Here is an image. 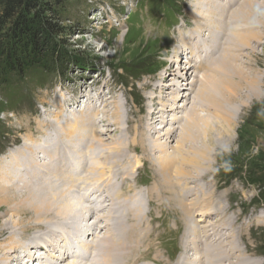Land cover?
I'll return each mask as SVG.
<instances>
[{"label":"rangeland","instance_id":"rangeland-1","mask_svg":"<svg viewBox=\"0 0 264 264\" xmlns=\"http://www.w3.org/2000/svg\"><path fill=\"white\" fill-rule=\"evenodd\" d=\"M62 1V4L57 8L58 15L55 17L54 22L59 21L58 23L63 29L58 36L57 46L60 56L63 59L67 57V60H63L64 62H60L58 66L49 65L51 68L49 67L48 70L40 68L28 70L22 77L17 75L3 76L0 70V159L5 157L9 150L22 145L25 136L31 133L28 130L29 127L31 130L37 131L36 126L39 122H51L55 118L53 113L55 111L77 115L82 121H86L90 119V113L93 112L88 110V114L83 115L84 110L86 111L89 107V109L95 110L98 122L105 120L103 113L108 111L107 113L110 115L109 127L106 128L103 125L105 121H103V124L99 125L97 123L94 125L92 130L88 128L92 134L96 133L97 130L99 131L105 144H110L105 148L106 153H109V155L113 153L112 156L116 153L114 149L117 145L114 144L120 143L117 139L121 135H125L124 132H119L118 126L115 125L114 119L116 116L114 112L117 111L116 107L120 110L122 121L126 122L128 118L134 121L132 126L137 131L133 132L134 134L131 133V140H134V137L135 139L138 138V142L143 140L139 136V134H143L138 129L139 122L141 120L145 121L144 118L150 110V105L154 109L153 111L156 112L155 115L160 109H155L157 106L154 107V105L156 104L149 100L151 94H154L152 86L155 83V77L161 71L163 72L167 64L166 60L170 58L171 52L176 46L175 42L179 34L175 31H178V26H184L182 30L185 32L195 29L196 26L193 25L191 16L194 14L193 5L199 0ZM212 1L217 6L218 2L216 0ZM245 1L247 0H228L225 4L227 7L220 6V8L229 11L231 15ZM248 1L256 3L255 5L248 4L246 9L248 10L251 7L257 13V15L250 14L253 21L250 24L255 26L259 24L260 33L262 34L263 31V41L261 40L262 44H258L256 40L254 42L253 39H250L251 47L247 49L243 46V51L235 53L239 59L233 60V62L241 72H247V75L252 78V83L258 84L259 82L256 91L262 94L263 98H254L253 94H248L245 91L247 90L246 86H243L244 94L239 93L241 98L243 97L242 99L228 101L223 105L232 116L233 128L230 133L227 132V128L225 129L223 122L217 119L219 112H214L206 104L202 111L200 109L201 105L198 107V113L202 119L209 121L210 126L213 124L212 132L198 139V147L202 149V145H200L202 142L207 144L209 147L206 150H210L208 151V154L209 152L210 154L202 158L205 160L201 159L199 167H186L187 180L185 179V181L189 184L188 187H184V190L185 195H187L186 188L191 187V185H195V188H205L206 194H201L203 198L204 196H213V204L211 205L213 210L209 212V215H204L203 210H197L194 215H188L187 210L186 212L182 211L183 214H181V204H176V199H173L175 195L164 194L162 196V192L159 191L156 183L157 179H154L155 169L152 161H149V158L147 160L142 151L128 154L126 147H124L121 156L126 154L130 156L131 163L121 169L118 166L120 165L119 162L118 164H114L115 161L107 163L102 159L93 163L96 169L91 173L89 172L88 175L85 171L84 174L81 171L82 176L86 175L82 179H87L89 183L95 181V186L98 189L97 194L91 198L92 203L87 202L88 199L84 201L86 206L91 209V212L87 214V220L90 222L85 223L84 226L87 229L92 228L91 230L96 232L99 241L109 238L108 235L113 232L116 235L117 227H123V230L132 233V239H130V243H127L128 247L126 249L129 248L131 243V245H134L137 239H140V243L143 244L144 248L128 259L129 264H132L135 260L139 261L137 264H174L178 256L184 251L188 252L189 248L188 254L191 257L195 255L196 259L202 260L204 264H209L211 257L208 254H213L214 248L219 246L232 248L231 242L235 243L236 248H239L246 255L249 262L251 261L250 264H264V222H258V219H256L262 212L264 213V0ZM231 3L234 5L233 7ZM241 25L240 23L228 24L227 29L229 28V30L222 43L229 37L228 35L231 34L233 27L240 29ZM186 26L187 29H185ZM244 29L245 27L242 30ZM261 29L263 30L261 31ZM252 30L251 32L256 34L254 27ZM147 34L158 42L154 43L151 38L149 39L146 36ZM250 35L252 36L251 33ZM206 37L208 36L204 35L199 39L205 40ZM205 43L212 42L205 41ZM176 48L180 50V55L182 54L180 57L183 60L182 65L187 66L188 59L186 58L189 57L187 56V48L184 49L182 43L181 46ZM223 50L224 47H221L218 56L223 53ZM218 56L213 55L209 63L214 62ZM198 58V65L200 61L204 60L205 62L206 60L204 55L198 56ZM197 71L198 77L196 80H202L206 71L205 67ZM182 73V77L180 76L174 81L167 80L166 83L172 84V86H167L169 89H173L175 86H179L181 82L187 81L184 72ZM232 81L240 82L239 79L236 81L233 79ZM79 98H81V101L77 103L76 100ZM182 101L178 103V106L186 104L187 98ZM61 104H63L62 107H60ZM127 112H130L131 115H128ZM219 114L224 115V113ZM165 116L167 117L165 124L169 123L168 127L176 130V138L170 141L166 136L163 137L162 142H166L169 149L167 148L166 153L157 152L155 159L162 158L164 155L175 154L178 142L183 135L180 136L181 125L176 123L172 126V119L175 117L172 110L166 112ZM125 122L121 124L123 130L129 128ZM201 125L204 126L202 123ZM47 128L43 135L38 136L39 138L45 139V133L49 132L50 129L49 126ZM148 128L152 130L151 126ZM109 129L111 132H108ZM168 130L170 129L158 131V133L163 134ZM135 133H137V136ZM125 140H127V137ZM184 146L187 149L188 143H185ZM38 155L39 157L42 156L41 154ZM179 159L180 157H178V162ZM154 162L158 163L159 161ZM179 165L178 163L177 166ZM195 168L197 169L195 170ZM121 173H126L125 177L128 173V180L124 179V182H119L118 175ZM101 177L103 180L100 179ZM107 178H110V182ZM198 178L200 181H197ZM98 180H102V183L97 182ZM115 181H118L115 185L119 186L118 196L113 193V188H110L111 185L115 184ZM196 182H198V186ZM80 186H77L76 189ZM1 187H3V181L0 182ZM17 188H20V186H17ZM75 192L77 191L74 190L72 194L76 195ZM134 192L142 197V202L133 207H131L132 201L124 204L125 198L128 196V199L131 200L132 195L135 194ZM152 192L156 194L153 202L151 201L152 198L150 200L148 197ZM17 193L15 195H23L25 190L17 191ZM197 193L199 192L197 191ZM160 196L162 197L160 198ZM202 196L199 195L196 203L199 208L204 206L206 208V203L209 201L205 200L203 202ZM184 197L185 200L183 201L188 204L187 208L192 209L195 203V200H193V203L192 199L195 196L191 200L187 196ZM199 201L201 202L199 203ZM23 202L21 203L23 204ZM140 205L143 206L141 215L145 218L144 222L147 221V229L133 224L137 221V214L132 217L129 216ZM11 206L13 205L10 204ZM130 207L132 210H130ZM117 208L121 209L120 217L117 212L116 220H114L113 212ZM11 214L9 206L0 205V264L2 263L1 260L4 259H7L9 264H20L22 260L25 261L24 257L28 251H25L26 253L22 252L23 248L21 251H17L20 256L17 252L14 254L13 251H9L8 248L2 249L3 245L12 244L11 240L16 241L19 239H23L22 244L25 245L26 250L29 249L32 252L37 250V255L47 256L49 262H57L50 257L52 256L50 253H53L51 251L53 247H48V251H46L45 247L47 246L41 241L45 238L43 237L45 236L43 234L44 228L40 224L33 223L38 220L41 221V219L34 217L35 214L32 210L27 213L23 208L16 214L14 221L24 220V222L16 225V221L11 220ZM218 214L220 215L218 216ZM139 218L142 217L139 215ZM2 223L4 225H1ZM28 223L30 226L27 225ZM187 223L190 224L189 227H187ZM131 225H133L132 230L128 228ZM66 226H64V229L67 232L74 229V226L70 228L69 223ZM77 226L79 225L77 224ZM11 236L12 238H10ZM126 238L124 242H126ZM89 240L92 242L91 239ZM145 249L146 251H144ZM33 256L31 260V257H29V260L26 258L25 264H28V261L31 262L29 264H34L33 262L37 260L44 261V264L48 263V260H44L36 254ZM86 260L91 261L92 257L90 259L86 258ZM86 260L85 262H87ZM179 262H181V259H179ZM202 262L200 263L202 264Z\"/></svg>","mask_w":264,"mask_h":264},{"label":"bare ground","instance_id":"bare-ground-1","mask_svg":"<svg viewBox=\"0 0 264 264\" xmlns=\"http://www.w3.org/2000/svg\"><path fill=\"white\" fill-rule=\"evenodd\" d=\"M216 1L218 2L217 6L216 3L212 0H205V2L204 0H199L198 2H196L195 5H193L194 14H192L191 16L193 25L196 26L195 29L185 32L184 30H182L184 26L179 25L178 31H175L179 34L177 41L175 42L176 46L171 52L170 58L168 60L165 59L167 61V64L163 72L161 71V73H159L155 77V83L152 86L154 94H151V96L149 97V100H152V103L156 104L154 105V107L157 106L155 107V109H160L157 115H155L156 112L153 111L154 109L150 105V110L144 118L145 121L141 120L139 122L138 129L143 133L142 135L139 134V136L143 140L138 142V138L135 139V137L134 140H131V133L137 131L134 130L132 126V122L134 121L130 118H128L127 120V117L125 118L127 120L126 122L124 120L122 121L120 110L118 107H116L117 111L116 113L114 112V115L116 116L114 119L115 125L118 126V131L124 132L126 136L120 134L122 136H120L121 140L120 138L117 139L120 143L114 144L117 145V147L114 149V151H116L115 155L112 156L113 153H111L110 155L109 153H106L105 148L110 144H105L104 140H102L101 138L102 136L100 137L99 131L97 130V132L93 134L91 132L94 125H96L97 123L99 125L103 124V121H105V124L103 125L106 126V128L110 126L108 124L110 116L107 113L108 111L103 113V115L105 116V120H103L102 122L97 121V114L95 113V110H92L91 108L89 109V107L86 109V111L84 110L83 115H87L88 110H90V112H93L90 113V119L86 121H82L80 118H78L77 115L57 113L55 111L53 112L55 114V118L53 115L52 117L54 119L52 118L53 120L51 122H39V124L37 123V131L31 130V128L29 127L28 130L31 133L25 136L22 145L20 147H17L16 149L9 150L8 153H6L7 155L0 159V182L3 181V187L0 188V205L9 206L12 213V221H14L16 214L23 210V208H25L27 213L32 210L35 214L34 217L41 219V221L35 220L36 222H32L34 224H40V226L42 225L41 227L44 228L43 234H45V236L43 237L45 238H43L41 241L47 247H43H45L46 251H48V247H53V250H51L53 253H50L52 255L50 257L54 259V261H57L49 262L47 256L41 257V255H37V250H34V252L29 251V249L26 250V248H24L25 245L22 244L23 239H19L16 241L11 240L12 244H5L2 246V249L8 248L9 251H13L14 254L18 250L21 251L22 248L24 249L22 252L26 253L25 251H28L24 257L25 261L22 260V263L20 264H25L26 261L29 260V257H31V260L34 257V254H36V256L38 257L40 256L44 260H48V263L46 264H129L128 259L134 253L136 254V252H139L142 248H144L143 244L140 243V239H137L136 243L133 242L134 245H131V243V247L129 246V248L126 249V247H128L127 243H130V239H132V233L123 230V227L121 226L120 228L117 227L118 230H116V235L113 234V232L108 235L110 239L107 237L100 241L99 238L96 237V232L91 230L92 228L87 229V227L84 226L85 223L90 222H88L87 220V214L91 212V209L86 206L84 201L85 199H88L87 202L92 203L93 201H91V198H93L95 194H97L98 189L97 186H95V181L89 183L87 179H82L86 175L82 176L81 171H83V174L85 171L88 175L89 172L91 173L96 169L93 163L97 162L96 160L100 161L102 159L107 161V163H113L115 161L114 164H118L119 162L120 165L118 166H120V169L125 165H130V156H127V154L121 156L122 152L124 151V147H126L125 149H127L126 151L128 152V154H130V152L137 153L139 151H142L145 155V158H149V161H152L153 168L155 169L154 179H157L156 183L159 187V191L162 192L161 195H175V198L173 197V199H176V204H181V214H183L182 211L186 212L187 210L188 215H194L197 210H203L205 212L204 215L207 216L209 215V212L213 210L211 208V205L213 204V196H204V198L202 196L206 194L205 188H195V185H191V187L186 188V191H188L187 195H185L186 192L184 190V187H188L187 185L189 184V182L185 181L187 177V174H185L187 172L185 171L186 167H199L201 164V159L207 157L210 154V152L208 154V151L210 150H206L209 147L207 146V144H203L202 142L200 144L202 145V149L198 147V139H201L204 135L206 136L207 133L212 132L213 124L212 126H210L211 123H209V121L202 119V117L198 113V107L201 105L200 109L202 111L203 107L209 105L210 109H212L214 112L217 111L219 113H224V115H220L218 113L217 119L223 122L225 129L227 128V132L230 133L233 128L232 116L231 113L228 112V110L225 109L223 105H225L228 101L242 99L243 97L241 98V95H239V93L244 94L243 86H246L247 90L245 91L248 94H253L254 98H263V95L256 91L257 85L259 86V82L258 84H254V82L252 83V78L247 75V72H241L238 69L237 65L233 62V60L239 59L237 58L238 55L235 53H237L238 51H243L244 48L249 49V47H251V43H249L250 39H253L254 42L256 40L258 44H262L263 29H261V34L259 30V24L257 26H255L254 24V26L250 24L251 22H253L250 14L257 15V13L251 7L248 10L246 9L248 4L252 3V5H255L256 3L247 0L241 3L240 8L230 15L229 11L227 12L224 8H220V6L227 7L225 4H227L228 0H222V2L221 0ZM233 6L234 5L232 4V7ZM233 23H240L242 25L240 29L233 27L231 30V34L228 35L229 37L225 40L224 43H222L227 34V31L229 30V28L227 29V25ZM244 27L245 29L242 30ZM253 27L256 30V34L251 32L253 31ZM185 29H187V26ZM250 33L252 34V36L250 35ZM204 35L208 37H206L205 40H200V37H203ZM146 36H148L149 39L151 38L154 43L158 42L151 35L147 34ZM196 37H198V39H196ZM205 41H209L212 43L206 44ZM181 43L184 46V49L187 48L188 51L187 56L189 57L186 58L188 59L187 66L182 65L183 60H181L180 58L182 54L180 55V50L176 48L177 46H181ZM221 47H224V50L223 53L218 56V51H220ZM203 55L206 57V60L205 62L204 60L200 61L198 65V56ZM213 55H217L218 57L214 60V62L209 63V60H211ZM204 67L206 71L203 75L202 80H196V78L198 77L197 70H202V68L204 69ZM182 72H184L187 81L181 82L179 86L177 85L173 89H169L167 86H172V84L166 83L167 80L170 79L171 81H174L180 76L182 77ZM232 78L235 79V81L239 79L240 82L236 83L232 81ZM248 89L250 90L248 91ZM254 89L256 92L254 91ZM183 98H187L186 104L182 103L183 105L178 106V103H180L182 100L184 101ZM76 101L77 103H80L79 101H81V98L77 99ZM62 106L63 104H61L60 107ZM170 110H172V113L175 114V117L172 119V126H174V124L176 123L181 125L180 136L182 134L183 135L181 136V140L178 142V145L176 147V155H164L162 156V158L160 157L159 159H155V155L157 154V152L161 151V153H166V151H168L167 143L165 141V143L162 142L163 137L166 136L170 141L176 138V130L168 127L169 123H167V125L165 124L167 120L165 114ZM127 114L129 115L130 112H127ZM122 122H125L126 125L129 126V128L123 130L121 128ZM201 123L204 125L203 127ZM48 126L50 129L49 132L45 133V139L39 138V135L41 136L43 135V132L47 131ZM150 126L152 127V130L148 128ZM88 127L91 128V130ZM168 128L170 130H168L166 133H158V131H166ZM108 132H111V130L109 129ZM135 134L137 136V133ZM126 137L127 140H125ZM125 141L127 143H124ZM185 143H188L187 149H185ZM38 154H41L42 156L39 157ZM178 157H180L179 162ZM156 160L157 162H159L155 163L154 161ZM178 163L180 164L179 166H177ZM196 169L197 168H195V170ZM125 174L121 173L120 175H118L119 182H124V179L128 180V173L126 175L127 177H125ZM102 177L100 179H102ZM102 180H98L97 182H101ZM107 180L108 182H110V178H107ZM198 180L199 178L197 179V181ZM117 182L118 181H115L114 185H111L110 183V188H113V193H115L116 196H118L119 194V186H115L117 185ZM197 183L198 182H196V185ZM16 185L20 186V188H17ZM79 185L81 186L76 189V187ZM21 190H25V193L23 195H17V191ZM74 190L77 191L75 192L76 195L72 194ZM131 190L133 189L131 188ZM197 191L199 193H197ZM15 193H17L16 195L18 196V198ZM134 193L135 194L132 195L133 197L131 198V200H129L130 198L128 199V196L125 198V200L123 201L124 204L132 201L131 207H133L139 202H142V197L139 196L136 192ZM199 195L202 196V200L204 199L203 202L205 200H207V202L209 201L208 203L205 202L207 204H205L206 208L205 206L202 207L203 209L199 208V205L196 203ZM155 196L156 194L152 192L148 197L150 198V200L152 198L151 201L153 202ZM162 196H160V198ZM184 196H187L189 200H191L192 197L195 196V198L192 199V202L193 200H195V203L193 202L194 206L192 207V209L187 208L188 204L184 203L183 201L185 200ZM21 202H23V204ZM200 202L201 201H199V203ZM24 203L26 206L24 205ZM10 204L13 206L10 207ZM131 207L130 210H132ZM142 210L143 206L140 205L134 212L130 213L129 216L132 217L137 214V221L133 224H137L139 226H142V228L147 229V221L144 222L145 218L141 215ZM117 212L119 213L120 217L121 209L117 208L113 212L114 220H116L115 216L116 214H118ZM139 215L142 217L141 219L139 218ZM219 215L220 214H218V216ZM256 219H258V222H264V213L262 212L258 218L256 217ZM23 222L24 220H18L16 221V225H19ZM68 223L70 225V228L74 226V229L67 232L64 229V226H66ZM197 223L199 222L197 221ZM77 224L79 226H77ZM1 225H4V223H2ZM27 225H29V223ZM186 225L187 227L190 226L189 223H187ZM132 227L133 225L128 228L132 230ZM23 230L25 231L26 229ZM128 235L130 236L127 237ZM10 238H12V236ZM125 238L127 239L126 242H124ZM89 239H91L92 242ZM234 244L235 243L232 242L230 243L232 248H222L223 246L214 248L215 252L213 251V254H208V256L211 257L209 259V264H250L251 261L249 262V260L246 258V255L241 250H239V248H236ZM144 251H146V249ZM189 251L190 248L188 252L184 251L183 253H181L174 264H201L200 262H202V260L200 261L196 259L195 255H193L194 257H191L190 254H188ZM91 257V261L86 260V258L90 259ZM156 257L159 258L158 256ZM179 259H181V262L178 263ZM85 260L88 263L85 262ZM1 262V264H9L7 259L1 260ZM43 262L44 261L41 260L34 261V263L36 264H44ZM29 263L30 262L28 261V264ZM137 263H139V261L135 260L132 264ZM202 264L204 263L202 262Z\"/></svg>","mask_w":264,"mask_h":264},{"label":"trees","instance_id":"trees-1","mask_svg":"<svg viewBox=\"0 0 264 264\" xmlns=\"http://www.w3.org/2000/svg\"><path fill=\"white\" fill-rule=\"evenodd\" d=\"M62 0H0V70L22 77L28 70L49 69L63 60L57 46L62 32L58 6ZM68 62V61H67ZM51 68V67H50Z\"/></svg>","mask_w":264,"mask_h":264}]
</instances>
